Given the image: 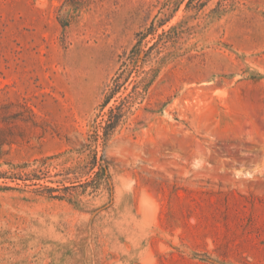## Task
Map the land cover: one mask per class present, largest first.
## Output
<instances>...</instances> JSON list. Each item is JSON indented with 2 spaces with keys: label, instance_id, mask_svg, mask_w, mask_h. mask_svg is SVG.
<instances>
[{
  "label": "rangeland",
  "instance_id": "1",
  "mask_svg": "<svg viewBox=\"0 0 264 264\" xmlns=\"http://www.w3.org/2000/svg\"><path fill=\"white\" fill-rule=\"evenodd\" d=\"M0 264H264V0H0Z\"/></svg>",
  "mask_w": 264,
  "mask_h": 264
}]
</instances>
